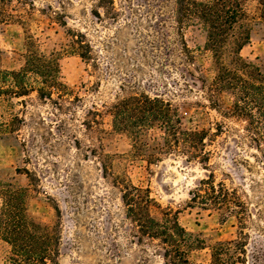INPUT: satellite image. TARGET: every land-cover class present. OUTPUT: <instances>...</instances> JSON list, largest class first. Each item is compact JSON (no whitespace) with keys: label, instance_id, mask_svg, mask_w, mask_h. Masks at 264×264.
Returning a JSON list of instances; mask_svg holds the SVG:
<instances>
[{"label":"rangeland","instance_id":"obj_1","mask_svg":"<svg viewBox=\"0 0 264 264\" xmlns=\"http://www.w3.org/2000/svg\"><path fill=\"white\" fill-rule=\"evenodd\" d=\"M98 1L11 0L7 6L11 18L0 21V71L23 66L28 36H33L40 52L58 58L67 95L43 101L31 93L0 102V122L20 119L14 124L16 132L0 139V186L29 188V215L58 230V264H164L155 244L133 239L136 231L125 216L120 191L109 176L102 177L98 156L103 153L115 175L149 189L154 214L172 209L186 231L201 234L204 248L191 251L189 260L207 264L211 247L234 239L238 232L233 216L222 218L187 206L189 191L212 172L216 182L236 190L249 207L248 253L264 249L263 152L246 137V123L214 110L200 82L192 80L211 82L215 76L204 33L197 27L182 31L190 50L186 56L174 20L175 0H113L116 18ZM246 8L251 17H258L256 0H247ZM55 11L65 26L50 20L48 13ZM68 30L85 35L92 59L64 51ZM240 56L264 75L260 21ZM132 93L158 96L178 110L185 127L216 133L207 141L208 170L179 155L164 156L151 165L129 157L131 139L112 130L109 108ZM221 99L223 107L233 101L228 92ZM26 172L36 180L30 182ZM8 252L0 241V264H10Z\"/></svg>","mask_w":264,"mask_h":264},{"label":"trees","instance_id":"obj_2","mask_svg":"<svg viewBox=\"0 0 264 264\" xmlns=\"http://www.w3.org/2000/svg\"><path fill=\"white\" fill-rule=\"evenodd\" d=\"M11 0H0V21L8 22L11 15L6 10ZM258 3V17H251L247 11V0H175L174 20L181 49L189 56L182 31L197 27L205 36V50L211 52L215 65V76L211 82L200 77V82L209 104L223 116L244 121L246 137L256 151L263 152L264 160V75L251 62L245 61L240 52L251 41L253 27L264 25V0ZM99 7L108 8L117 17L113 0H99ZM33 4L31 7L33 8ZM51 12V7L47 6ZM44 12V10H41ZM50 20H60L62 15L55 11ZM259 20V21H256ZM59 24L66 23L60 20ZM68 43L64 51L75 54L82 60L92 59L91 45L80 31L68 30ZM23 66L18 70L0 71V102L28 97L36 93L40 100H62L66 87L60 81V66L55 54L40 52L33 36L23 55ZM228 92L233 101L223 107L221 95ZM97 113V112H94ZM112 130L128 135L132 142L130 158L144 161L148 165L162 161V157L179 155L186 163L198 162L208 170L210 151L206 149L216 133L187 128L183 125L178 110L158 96L132 93L118 99L110 108ZM20 122L13 117L0 122V139H6L16 132L14 125ZM22 122V120H21ZM217 132V131H216ZM102 177L111 178L120 191V199L126 210V218L135 229L133 239L141 244L144 239L158 247L164 264H193L189 253L203 249L201 234L186 231L177 220V212L163 209L159 214L152 211L149 189L134 186L126 179L115 175L109 157L98 156ZM26 174L31 182L36 177ZM29 188L0 186L2 207L0 210V241L9 247L10 264H58L60 237L57 228H50L33 219L26 207ZM187 206L210 210L220 217L233 216L238 223L234 239L217 242L211 247L207 264H264V249L256 248L248 253L249 235L245 229L250 221V210L244 199L234 189L216 182L213 173L197 182L189 191ZM56 211L58 209L56 207Z\"/></svg>","mask_w":264,"mask_h":264}]
</instances>
